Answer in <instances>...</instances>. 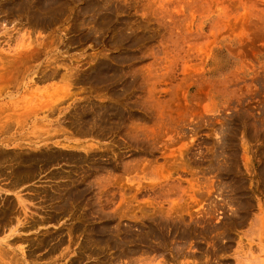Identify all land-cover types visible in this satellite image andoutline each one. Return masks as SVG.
<instances>
[{
	"label": "rangeland",
	"instance_id": "rangeland-1",
	"mask_svg": "<svg viewBox=\"0 0 264 264\" xmlns=\"http://www.w3.org/2000/svg\"><path fill=\"white\" fill-rule=\"evenodd\" d=\"M161 263L264 264V0H0V264Z\"/></svg>",
	"mask_w": 264,
	"mask_h": 264
},
{
	"label": "bare ground",
	"instance_id": "bare-ground-1",
	"mask_svg": "<svg viewBox=\"0 0 264 264\" xmlns=\"http://www.w3.org/2000/svg\"><path fill=\"white\" fill-rule=\"evenodd\" d=\"M104 4H105V3H104ZM71 12H72V11H71ZM101 12H102V11H101ZM23 49H24V48H23ZM12 64H13V63H12ZM10 77H11V76H10ZM12 124H13V123H12ZM7 126H8V125H7ZM16 126H17V125H16ZM17 127H18V126H17ZM69 133H70V132H69ZM24 137H25V136H24ZM39 138H40V137H39ZM34 150H35V149H34ZM140 209H141V208H140ZM144 213H145V212H144ZM122 217H123V216H122ZM141 217H142V216H141ZM141 217H140V218H141ZM127 219H128V218H127ZM132 219H133V218H132ZM132 219H131V220H132ZM186 222H187V221H186ZM14 231H15V230H14ZM14 231L12 230V231H10V233H14ZM10 233H9V235H10ZM9 235H8L7 237H9ZM5 240H6V239H5ZM5 240H4V241H5ZM157 241H158V240H157ZM181 242H183V241H181ZM4 243H5V242H4ZM156 246H157V245H156ZM119 250H120V249H119ZM141 253H142V252H141ZM144 253H145V252H144ZM135 255H136V254H135ZM118 259H119V258H118ZM118 259H117V260H118ZM161 264H162V263H161Z\"/></svg>",
	"mask_w": 264,
	"mask_h": 264
}]
</instances>
